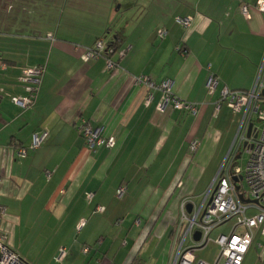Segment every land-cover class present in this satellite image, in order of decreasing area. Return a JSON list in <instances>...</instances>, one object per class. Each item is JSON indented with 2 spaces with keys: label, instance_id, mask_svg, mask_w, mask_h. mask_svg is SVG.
<instances>
[{
  "label": "crops",
  "instance_id": "0c3cea01",
  "mask_svg": "<svg viewBox=\"0 0 264 264\" xmlns=\"http://www.w3.org/2000/svg\"><path fill=\"white\" fill-rule=\"evenodd\" d=\"M41 1L0 0V234L29 264H173L186 230L183 211L199 206L194 194L209 188L236 142L242 113L226 103L217 111L222 92L264 82L258 0H49L57 9L73 1L63 26L56 25L57 11L50 17L39 11ZM178 17L193 18L192 27H181ZM108 31V41L120 44L111 55L119 66L113 71L104 58L82 60ZM37 66L46 68L38 98L23 110L12 98L27 96L19 78ZM212 75L219 85L209 95ZM139 76L172 81L175 95L197 104L198 114L159 111L160 92L147 105L148 90L134 81ZM83 121L103 127L116 146L89 150L78 130ZM44 131L46 143L19 157ZM195 140L201 145L191 155ZM121 187L126 193L119 197ZM63 248L66 257L57 262ZM197 251V261H216ZM243 264H264L261 229Z\"/></svg>",
  "mask_w": 264,
  "mask_h": 264
},
{
  "label": "built area",
  "instance_id": "2783aa9c",
  "mask_svg": "<svg viewBox=\"0 0 264 264\" xmlns=\"http://www.w3.org/2000/svg\"><path fill=\"white\" fill-rule=\"evenodd\" d=\"M255 7L264 13V0H258ZM242 13L245 17L250 18L249 6L244 5ZM176 22L184 29L189 30L193 25V18L178 17ZM166 36L167 31L164 29L159 30V40H164ZM49 39L53 40V37L49 36ZM114 53L115 50L110 47L109 41L106 40V37H102L96 40L93 46L84 49L82 60L88 63L104 58L107 62V69L113 71L119 67L111 58ZM124 55V51L120 53L121 57H124ZM2 68L6 70L5 65H2ZM45 69V66H37L23 71L19 81L26 85L27 96L12 98L15 105L23 110H28L36 103ZM134 81L136 85H142L148 90L147 99L145 100L147 105L152 102L153 93L160 92L162 97L158 104L159 111L164 112L170 108L175 111L189 112L194 116L198 114L199 107L197 104L186 102L175 95L172 81L166 80L156 83L145 76L135 77ZM218 85L219 79L214 75L210 76L206 85L208 94L213 95ZM223 103H226L234 113L243 114V123L235 143L239 142L240 146H244L245 152L249 155V160L245 170H243L235 165L236 159H238L237 156H240L239 150L234 154L231 153L206 191L201 205L195 207L191 214L183 211L181 224L186 226V230L173 264H210L197 261L194 252L208 246L211 242L212 232L232 220H234V227L230 234H221L215 241H212L220 249L216 261L212 264H243L244 258L253 244L254 231L261 229L264 235V82L258 81L251 91L224 90L216 105L217 111ZM251 114L257 116L261 128L258 129L253 126L251 137L248 138L247 127L251 120L247 121V119ZM78 130L86 140L89 150L113 149L116 146L115 137L106 136L103 127L94 128L83 121ZM48 136L49 134L46 131L34 134L30 145L27 148L19 149V157L25 158L28 151H36L41 148L46 143ZM200 145L197 140L191 142L189 147L191 155L197 153ZM234 178L240 180L236 183ZM241 182L246 184V189L243 190L244 186L241 185ZM1 183L2 180L0 179V185ZM125 193L126 188L121 187L117 195L121 197ZM240 195L250 200L251 203H243L239 198ZM93 197L94 193L87 195L89 201ZM0 209L4 214L5 209L3 207ZM251 209L258 212L249 215L248 212ZM98 211L104 212V208L100 207ZM195 230L201 233L200 240H192V245L185 247V240L187 237H191ZM89 250V247L84 248V253H88ZM66 254V249H61L56 259L57 262H62ZM0 264H29L9 246L8 237L4 234H0Z\"/></svg>",
  "mask_w": 264,
  "mask_h": 264
},
{
  "label": "rangeland",
  "instance_id": "374dc122",
  "mask_svg": "<svg viewBox=\"0 0 264 264\" xmlns=\"http://www.w3.org/2000/svg\"><path fill=\"white\" fill-rule=\"evenodd\" d=\"M48 1L49 0H42L41 2H40V4H41V6H39V11H42V13L43 14H46L48 17H50L51 16V13L50 12H53L54 14L56 13V11L58 12V15H57V18H56V25H57V23L58 24H60L61 26H63V24H65L66 23V21H67V15H68V12L70 11V9H72L71 8V6H72V2L73 1H70V3L68 4V6L66 7L65 6V4H64V2L62 1V3H61V5H60V7H59V9H57L56 7H54L51 3H48ZM44 2V3H43ZM105 2V1H104ZM88 3V2H87ZM71 5V6H70ZM120 5V4H119ZM118 5V6H119ZM117 6V7H118ZM50 9H51V11H50ZM125 9L123 8L118 14H117V16H115L116 17V20L117 19H120V18H122V15L123 14H125ZM55 17V16H54ZM49 18H48V20H47V24H49ZM94 23V22H93ZM85 24H86V28H87V30H89V28H88V25L90 24L89 22H87V21H85ZM113 27H114V24H113V21H111V23H110V25H109V27L108 28H111V31H113ZM110 33L111 32H109L108 31V34H107V36H105L106 37V40L108 41L109 39H113V37H112V35L110 36ZM242 119H243V114H241V115H239L238 117H237V119H235V127H234V136L236 135L237 136V134H238V130H239V127H240V125H241V121H242ZM251 120V123H253L254 124V126H255V128H261V124H260V122L258 121V119H257V116L255 115V114H251L249 117H248V119H247V121H250ZM247 124V123H246ZM223 132H226V130H222ZM233 136V137H234ZM236 138V137H235ZM225 140L226 139H224L223 140V143H222V141H221V143L219 144V146H218V148H219V150H220V148H221V146L223 147L224 146V143H225ZM234 142H232L231 144H230V147L229 148H231V150H230V154L231 153H235V152H237L238 150H239V154H240V158H238V159H236V166H239V167H241L243 170H245V168H246V166H247V163H248V160H249V155L247 154V152H245V150H244V146L242 145V146H240V144H239V142H237V143H235V140H233ZM229 154V155H230ZM227 155V154H226ZM226 155L224 156V158H223V161H225L224 159L226 158ZM222 161V162H223ZM221 162V165H223V163ZM220 165V166H221ZM215 167V166H214ZM210 170V168L208 169V174L207 175H210L211 174V172L209 171ZM217 175V174H216ZM214 177H216L215 176V174H214ZM206 176L203 178L204 180L203 181H205L206 179ZM215 179V178H214ZM241 185L242 186H244L243 187V190L244 189H246L247 188V186H246V184H244V182H241ZM205 188L204 187H200V188H198V190H197V192L194 194V196H193V198H194V200H195V203L196 204H198V205H201V203H202V201H203V197H204V195H205V193H206V191L208 190H204ZM258 211L257 210H255V209H251L249 212H248V214L249 215H253V214H256ZM233 227H234V220H232V221H230V222H227L226 224H224V225H222V226H220V227H218V228H216L213 232H212V234H211V236H210V240H211V242L208 244V246H206V248L205 249H203V251H197L196 252V254H197V256L199 257V258H205V257H208V258H211L210 259V261L211 262H214L216 259H217V257H218V255H219V251H220V249H219V247H217L216 245H214V243L212 242V241H215L217 238H218V236L219 235H221V234H225V235H228V234H230V232L232 231L231 229H233ZM211 264V263H210Z\"/></svg>",
  "mask_w": 264,
  "mask_h": 264
},
{
  "label": "water",
  "instance_id": "95a60500",
  "mask_svg": "<svg viewBox=\"0 0 264 264\" xmlns=\"http://www.w3.org/2000/svg\"><path fill=\"white\" fill-rule=\"evenodd\" d=\"M253 126H254L253 123H249V124H248V127H247V137H248V138L251 137V134H252V131H253ZM238 158H240V156H239ZM239 180H240L239 178H234V181H235L236 183H237ZM238 189H239V187H238ZM239 198H240V200H241L243 203H246V204L251 203V201L245 199L243 195H240ZM255 203H257V202H255ZM191 211H192V208L189 207V208H188V212L191 213ZM200 238H201V233H200V232H196V234H195V239H196V241H199Z\"/></svg>",
  "mask_w": 264,
  "mask_h": 264
},
{
  "label": "trees",
  "instance_id": "16d2710c",
  "mask_svg": "<svg viewBox=\"0 0 264 264\" xmlns=\"http://www.w3.org/2000/svg\"><path fill=\"white\" fill-rule=\"evenodd\" d=\"M105 37V36H104ZM121 42H123V40L121 39ZM109 45L111 48H113L115 51L117 50V47L120 46V44L118 45L116 42L115 43H110L109 42Z\"/></svg>",
  "mask_w": 264,
  "mask_h": 264
}]
</instances>
